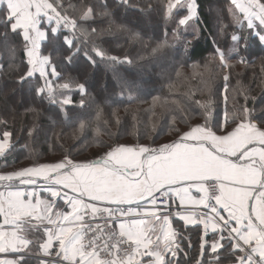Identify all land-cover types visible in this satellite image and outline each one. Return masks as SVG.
Instances as JSON below:
<instances>
[{"label":"snow or ice","instance_id":"6c2138e0","mask_svg":"<svg viewBox=\"0 0 264 264\" xmlns=\"http://www.w3.org/2000/svg\"><path fill=\"white\" fill-rule=\"evenodd\" d=\"M116 2L144 14L154 7L151 0L144 4ZM231 2L243 14H233L235 26L242 29L247 21V28L264 45V0ZM62 7L59 0H0V57L7 54L14 60L17 49L10 37H22L27 67L17 77V85L21 89L27 85L36 97L58 104L66 116V106L74 104L73 89L81 95L80 107L85 106L86 85L71 77L60 83L61 73L51 54H42L41 43L56 41L63 27L71 33L63 37L67 50L63 59L72 64L83 51L95 67L96 60L82 48L80 37L110 33L113 26L127 29L114 25L106 0H100L99 8L87 6L78 19L62 12ZM163 8L166 21L175 19L174 35L199 19L197 0H166ZM97 17L108 20L107 29L89 26ZM254 21H259V29ZM132 36L139 38L137 33ZM194 38H199L198 30ZM231 41L227 56L215 46V54L225 66L228 57L239 55L241 47L248 48L247 39L235 32ZM189 44L191 41L185 43L186 49ZM163 46L157 45L153 52ZM91 52L106 62L122 89L133 91L135 81L120 76L115 67L131 65L128 56H110L94 40ZM240 62L245 58L241 56ZM241 111L230 130L225 127L227 121L218 130L210 126L211 113L206 108L203 124L191 126L157 147L118 144L92 161L77 162L65 155L55 163L0 174V254L14 256L0 259V264H25V253L34 243L28 236L39 232L37 255L49 259L41 258L38 264H179L183 249L173 216L185 228L203 226L201 259L196 264H203L208 251L216 264H220L222 251L228 253L230 264H264V107L257 114L255 107L245 104ZM85 127L81 121L79 129ZM11 137L10 131L0 133V156L11 147ZM16 181L39 187L28 191ZM41 191L49 198H41ZM209 229L218 237L210 246L206 239Z\"/></svg>","mask_w":264,"mask_h":264},{"label":"trees","instance_id":"16d2710c","mask_svg":"<svg viewBox=\"0 0 264 264\" xmlns=\"http://www.w3.org/2000/svg\"><path fill=\"white\" fill-rule=\"evenodd\" d=\"M59 2L62 12L78 19L87 6L99 8L100 0ZM106 3L113 13L114 25L122 24L127 31L113 26L110 33L80 37L82 48L86 47L96 60L95 67L83 51L72 64L63 59L67 54L63 37L71 35L63 27L56 41H44L41 45L42 54H51L61 73L60 83L71 77L86 85L85 106L80 107L81 95L73 89L70 95L74 104L66 106V116L58 104L36 97L27 85L23 89L17 85V77L26 71V58L22 37H10L17 49L15 59L7 54L0 57V133H12L11 147L0 160L4 167L19 169L53 163L65 155L77 162L95 160L118 144L157 147L175 140L191 126L203 124L206 108L211 113L210 126L218 130L225 121V127L232 128L245 104L255 107L257 114L264 107V45L245 24L242 29L235 26L233 14H239L229 0H197L199 19L182 27L179 35L173 33L175 19H164L166 0H151L154 7L148 14L117 5L116 0ZM138 3L144 4L145 0H131V4ZM89 26L107 29L108 20L97 17ZM197 30L198 39L194 38ZM234 32L247 39L248 48L241 47L239 55L228 57L225 66L215 54V46L227 56ZM133 33L139 34V38H133ZM93 40L108 55L121 59L128 56L132 60L131 65H115L120 76L135 81L131 93L122 89L106 62L91 52ZM187 41L191 44L186 49ZM160 44L164 46L153 52ZM241 56L244 63L240 62ZM81 121L86 125L83 131L79 129ZM173 224L183 249L179 264H196L201 259L200 236L204 232L200 226L185 228L176 221ZM214 238H218L216 234L206 236L209 246ZM40 239V235L36 237L25 264H38ZM227 256V252H221L220 264H230ZM202 260L203 264H216L210 251Z\"/></svg>","mask_w":264,"mask_h":264},{"label":"crops","instance_id":"0c3cea01","mask_svg":"<svg viewBox=\"0 0 264 264\" xmlns=\"http://www.w3.org/2000/svg\"><path fill=\"white\" fill-rule=\"evenodd\" d=\"M244 2L246 3L247 0H244ZM230 3H231V5H232V7L234 8V10H235L240 16H242L243 14L238 12V10L236 9L235 5L232 4L231 0H230ZM254 23L257 25V28L259 29V28H260V26H259V21H254ZM244 24H245L246 27H247V21H244ZM43 26L46 28V27H47V23H45ZM261 30H263V29H261ZM41 44H42V43H41ZM7 150H8V149H7ZM7 150H6V152H7ZM6 152H5V154H6ZM5 154H4L3 156H0V160H1L2 157L5 156ZM26 168H27V167H26ZM20 169H23V168H19V169H8V168L4 167L2 163L0 164V174H3V173H9V172H14V171H18V170H20ZM15 183H16L19 187L24 188L25 190H28V191H31V190H34V189H38V187H39V185H19L18 181H16ZM41 183H42V182H41ZM193 195H198V194L195 193V192H193ZM40 196H41V198H44V199L49 198V197H48V194L45 193V192H43V191L40 192ZM177 203H178V202H177ZM60 204H61V207H66L65 205H63V201H60ZM146 207H147V205H146ZM198 211H202V210H198ZM2 219H3V218L0 217V221H2ZM174 221L179 222V223H181V224L184 226L183 221L179 220V219L176 218L175 216L172 217V223H174ZM198 226H200L201 229H202V231L204 232L203 226H202V225H198ZM173 227H174V224H173ZM188 227H194V226L189 225ZM174 228H175V227H174ZM208 234H214V233H212V232H211V229H209ZM208 234H207V235H208ZM39 235L42 237V232L29 234L28 238L31 239V240H33V242H34L33 245L31 246V249H32L33 247H35V245H36V243H35L36 240H35V239H36V237L39 236ZM28 252H29V251H26V253H25V257H26V256H29V253H28ZM5 258H7V259H12V258H14V256H13L12 254H0V259H5ZM41 258H43V259H49L48 257H43L42 254H40V255L37 256V259H41Z\"/></svg>","mask_w":264,"mask_h":264},{"label":"rangeland","instance_id":"374dc122","mask_svg":"<svg viewBox=\"0 0 264 264\" xmlns=\"http://www.w3.org/2000/svg\"><path fill=\"white\" fill-rule=\"evenodd\" d=\"M230 1V0H229ZM245 27H246V25H245ZM247 28V27H246ZM264 30V29H263ZM43 43V42H42ZM42 45V44H41ZM229 130L231 129V128H228ZM107 152V151H106ZM90 161H92V160H90ZM57 162V161H56ZM53 163H55V162H53ZM29 167V166H28ZM28 253H30V251L28 252ZM27 257V256H26Z\"/></svg>","mask_w":264,"mask_h":264}]
</instances>
